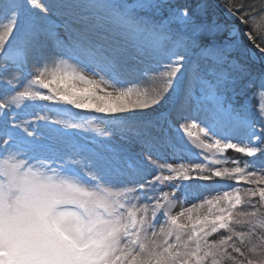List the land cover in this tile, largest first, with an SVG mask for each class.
<instances>
[{
	"label": "snow or ice",
	"instance_id": "1",
	"mask_svg": "<svg viewBox=\"0 0 264 264\" xmlns=\"http://www.w3.org/2000/svg\"><path fill=\"white\" fill-rule=\"evenodd\" d=\"M221 5L0 0V264H264V0Z\"/></svg>",
	"mask_w": 264,
	"mask_h": 264
},
{
	"label": "rangeland",
	"instance_id": "2",
	"mask_svg": "<svg viewBox=\"0 0 264 264\" xmlns=\"http://www.w3.org/2000/svg\"><path fill=\"white\" fill-rule=\"evenodd\" d=\"M190 0H171V2L176 6V7H180V8H185L191 5H194L195 3L198 2V0H194L192 2H188ZM203 2L206 4L207 6V13L209 16V19H216V21L220 24H227V25H232L234 23H236L235 21L230 20L227 17V14L224 12L221 3L218 0H203ZM189 3V4H188ZM236 27L241 28L242 31H244V26L239 25L238 23L236 24ZM224 37L222 36L221 39H223ZM244 45L249 48V49H253V51H257L256 49H254V46L252 44L251 41L247 40L246 38L243 39ZM247 59V63L250 65V67L253 70V74L256 75L259 73L260 69L262 67H264V65H261L258 58L256 57H251V58H246ZM85 75H89L91 76V72H85ZM257 84L253 85V90L255 91L257 88ZM239 92V89H238ZM229 97H232L233 94L231 92L228 93ZM252 96V92L251 91H245L243 94H238L234 97V101H235V106L239 107L240 104L244 103L246 100H248L251 108L253 111H255V109L258 107V101L257 99L253 98L251 100H249V97ZM51 103V102H48ZM173 109V105L171 104H165L163 105L161 108H158L157 110H159V112L155 113V116H158L159 113L161 112H167L169 113L171 110ZM161 110V111H160ZM77 112L81 111V110H75ZM41 115H43V113H41ZM91 115H96L99 116L100 114H89L85 116V119H90ZM55 118V117H53ZM76 122V121H74ZM185 121L181 120L179 121V123H184ZM94 123H96L100 128H105V124L103 123V121L101 119H97L94 121ZM176 123V120L173 122ZM82 135L84 136H88V137H99V133L95 132L94 130H79ZM174 135V133L172 134ZM100 139H103V137H100ZM117 143H119V141H117ZM129 149L131 151V153L135 154V153H139L141 150L140 148L135 147L134 145H130ZM229 157L232 158H237V159H243V157H241L239 154H235L233 153L231 150L228 152L227 154ZM235 156V157H234ZM153 159H156V157H153ZM165 161L161 160L160 163H164ZM168 163H179L178 160H173V159H169L167 161ZM192 162H199V161H192ZM231 166V165H228ZM151 178V177H150ZM163 191H168V192H172V189L170 187H165L163 189ZM198 196V195H197ZM200 197H204L203 193L201 195H199ZM175 207L172 209V214H175L176 212L180 211L181 208V195L175 194ZM196 198H190L187 203H189L190 201L194 200ZM184 206V205H183ZM189 206V205H188ZM186 206V207H188ZM207 210V206L205 207V209H202V212H206ZM160 219V216H159ZM158 226V223H157ZM212 238H217L216 236L212 237Z\"/></svg>",
	"mask_w": 264,
	"mask_h": 264
},
{
	"label": "bare ground",
	"instance_id": "3",
	"mask_svg": "<svg viewBox=\"0 0 264 264\" xmlns=\"http://www.w3.org/2000/svg\"><path fill=\"white\" fill-rule=\"evenodd\" d=\"M53 19H54V21H55V23L57 24V25H61L62 23H63V19L62 18H60V17H53ZM57 31L59 32V34H60V36H61V38H63L64 36H65V30H64V28L63 27H60V28H58L57 29ZM54 45H53V43L52 42H50L49 43V48H52ZM189 111H192V108H191V106H189V109H188ZM161 111V110H160ZM157 112H159V110H157ZM157 112H150L149 113V115L152 117V118H157L158 116H155V113H157ZM170 113V115H171V118H172V121L174 122L175 120H176V112H175V109H174V107H173V109L169 112ZM104 123V122H103ZM106 126V125H105ZM134 145V144H133ZM135 147H137V148H139V146L138 145H134ZM150 178V177H149ZM205 187H207V188H209V189H219L220 191H224V190H228L227 188H221L219 185H216V184H209V185H205ZM203 193V195H204V197H200L199 195H201ZM157 193H150V195H156ZM175 194H178V195H181V193L180 192H176ZM215 194V192L214 191H207V192H201V193H198L197 195H198V198L199 199H203V198H205L206 196H210V195H214ZM146 201H144V200H141L140 201V203H145ZM197 202V199H194V200H192V201H190L189 203H184L183 205H184V207H186V206H188L189 204H191V203H196ZM160 219H159V214H158V216H157V221H159ZM182 220L183 221H185V222H187L186 221V217H184V218H182ZM159 226H160V224L158 223V226L156 225V227H157V229L159 228Z\"/></svg>",
	"mask_w": 264,
	"mask_h": 264
},
{
	"label": "trees",
	"instance_id": "4",
	"mask_svg": "<svg viewBox=\"0 0 264 264\" xmlns=\"http://www.w3.org/2000/svg\"><path fill=\"white\" fill-rule=\"evenodd\" d=\"M220 3H221V0H218ZM189 4V3H188ZM189 7V6H188ZM244 30H249L248 28H247V26H244ZM260 41H257V43H259ZM235 157V156H234Z\"/></svg>",
	"mask_w": 264,
	"mask_h": 264
}]
</instances>
